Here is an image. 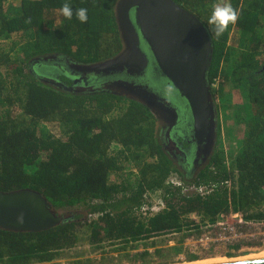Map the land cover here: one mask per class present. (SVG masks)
<instances>
[{"label": "trees", "instance_id": "trees-1", "mask_svg": "<svg viewBox=\"0 0 264 264\" xmlns=\"http://www.w3.org/2000/svg\"><path fill=\"white\" fill-rule=\"evenodd\" d=\"M174 1L209 30L208 16L219 0ZM65 2L73 8L71 20L60 13ZM227 2L239 19L220 37L209 31L208 82L213 99L230 100L231 91L239 92L234 132L240 138L237 150L223 148L219 132L208 165L189 181L179 178L183 186L232 182L230 193L219 187L202 196L165 182L173 169L154 141V119L143 105L112 94L66 95L28 69L30 58L47 52L96 61L118 51L115 0H0V39H24L0 52V190L30 188L55 211H69L40 232L0 229V264H94L84 252H72L82 237L92 248L107 243L117 246L114 251L134 250L133 259L146 264L149 252L137 251L136 244L175 235V245L154 250L165 264L171 254L184 251L188 236L200 233L192 214L213 222L231 207L245 220H264V0ZM80 7L88 9L86 23L75 16ZM231 31L236 46L228 43ZM15 45L21 55H11ZM38 123L56 124L61 136ZM128 165L134 180L110 179ZM157 190L164 208L143 213L145 194ZM78 207L82 210L74 212ZM185 257L198 259L194 253Z\"/></svg>", "mask_w": 264, "mask_h": 264}, {"label": "flooded vegetation", "instance_id": "flooded-vegetation-1", "mask_svg": "<svg viewBox=\"0 0 264 264\" xmlns=\"http://www.w3.org/2000/svg\"><path fill=\"white\" fill-rule=\"evenodd\" d=\"M118 6V0H115V20ZM127 16L137 31L132 9ZM121 20L126 21L123 17ZM116 26L121 46L109 57L80 61L62 51H53L30 58L28 69L45 86L66 95L84 98L112 94L143 105L153 116L154 141L173 169L172 173L189 181L208 165L216 149L218 121L215 103V112L203 110L198 122H195L187 101L159 71L140 36L137 44L139 51H133L126 60L106 63L125 47L123 30L117 20ZM122 27L128 31V25L123 24ZM95 63L103 64L96 71L87 68ZM36 64L38 66L35 67ZM195 124L201 125L199 137L195 136Z\"/></svg>", "mask_w": 264, "mask_h": 264}, {"label": "water", "instance_id": "water-1", "mask_svg": "<svg viewBox=\"0 0 264 264\" xmlns=\"http://www.w3.org/2000/svg\"><path fill=\"white\" fill-rule=\"evenodd\" d=\"M118 5L116 20L123 30L125 47L106 63L129 58L138 50L140 36L159 71L187 101L195 122L201 111L215 112L208 83L212 40L202 21L174 0H118ZM130 9L137 31L127 16ZM123 24L129 26L128 31L123 29ZM101 64L87 68L96 71ZM200 131L201 125L195 124L196 137ZM65 217L38 191L30 188L0 190V229L40 232L59 224ZM209 264H264V257Z\"/></svg>", "mask_w": 264, "mask_h": 264}, {"label": "rangeland", "instance_id": "rangeland-1", "mask_svg": "<svg viewBox=\"0 0 264 264\" xmlns=\"http://www.w3.org/2000/svg\"><path fill=\"white\" fill-rule=\"evenodd\" d=\"M7 2L10 4L13 3V0H7ZM22 36L19 35H13L10 37H5L0 39V52H8L10 49V46H13L14 42H17L18 39H21ZM24 40V39H21ZM23 41H21L22 43ZM228 43L231 46L237 45V34L234 33V31H231L230 38ZM21 55L22 51L18 46H14V50L12 51L11 55ZM215 82V81H214ZM216 83V82H215ZM232 95L230 100H227L225 97L216 98L213 99L216 109H217V121H218V133H219V145L223 146V148H231L233 150H237L238 148V141L240 138V135L236 134L234 131L237 129V125L234 121V115L237 113L238 108V101L241 98L238 91H231ZM38 128H44L45 130H49L51 133H53L56 136H61V133L56 127V124L53 123H38ZM117 147L112 146V150H115ZM134 171L132 166L128 165L124 168V170L121 173L112 174L110 176L111 180H121V178H125L129 176L132 180H134L135 175L129 174V172ZM129 174V175H128ZM131 175V176H130ZM219 187H224L228 193H230L231 189L233 188L232 182L229 184H218L213 186V191ZM212 191V192H213ZM210 192L209 194H211ZM208 195V194H207ZM206 196V195H205ZM152 200H156V197L153 196ZM151 200V203H152ZM82 209L80 207L74 209V212H79ZM60 214L67 215L69 211L59 210ZM224 212H241L240 210H235L233 208H229L227 211ZM84 213V211H83ZM221 213V212H220ZM191 218L195 220V222L200 221V218L198 215L192 214ZM201 222V221H200ZM244 234H247V236L243 239H241L234 247L227 248L223 247L221 245L213 244L207 251H199L196 253L198 255L197 260L201 259H207V258H216V257H224V258H238V257H244L247 255H256L260 252L264 251V237L262 235L258 234V231H256L254 228L245 229L242 231ZM173 236L175 235H165L160 237H155L153 239L147 240V241H139L136 244L137 251H144L148 250L149 255L146 256V264H163L162 262L164 259L154 256V250L156 248H167L168 246L175 245L173 239ZM82 237L81 242L73 248V253L77 252H84L85 257H89L94 259V264H142L141 260H134L132 255L134 254V250L130 251H114V248H117L115 245H109L107 243H104L102 247L98 248H92L89 245H87ZM185 242V241H184ZM152 243V244H151ZM239 245L238 248H235V246ZM185 247V244L182 247ZM183 247V252L179 254H171L169 257V261L165 264H188L194 261H188L186 259V253H190V250L188 248ZM129 252V253H126ZM153 255V257H152Z\"/></svg>", "mask_w": 264, "mask_h": 264}, {"label": "built area", "instance_id": "built-area-1", "mask_svg": "<svg viewBox=\"0 0 264 264\" xmlns=\"http://www.w3.org/2000/svg\"><path fill=\"white\" fill-rule=\"evenodd\" d=\"M214 79L211 86H215ZM166 183L174 186H182L184 192L194 191L200 195L205 196L213 191L214 183L206 185H190L183 186L181 180L173 173L167 177ZM231 181L220 182L218 184H229ZM217 184V185H218ZM159 191L147 192L145 194V204L141 207L143 213L152 214L164 208V203L159 196ZM153 196L156 200H152ZM152 200V203H151ZM199 226L200 233H192L185 239L183 245L190 250V253H198L199 251H207L213 244L221 245L223 247H234L241 239L245 238L247 234L242 231L245 229L254 228L259 235L264 237V220H245L241 212H221L213 222L204 221L196 222ZM184 247V246H183ZM184 247V248H185Z\"/></svg>", "mask_w": 264, "mask_h": 264}, {"label": "clouds", "instance_id": "clouds-1", "mask_svg": "<svg viewBox=\"0 0 264 264\" xmlns=\"http://www.w3.org/2000/svg\"><path fill=\"white\" fill-rule=\"evenodd\" d=\"M62 16L68 20L73 17L72 6L65 2L60 8ZM75 16L81 23L88 21V9L80 7L75 9ZM239 19V11L235 9L227 0H219L214 3L211 8V13L207 19L209 31L216 37H220L228 30L230 24H235Z\"/></svg>", "mask_w": 264, "mask_h": 264}, {"label": "bare ground", "instance_id": "bare-ground-1", "mask_svg": "<svg viewBox=\"0 0 264 264\" xmlns=\"http://www.w3.org/2000/svg\"><path fill=\"white\" fill-rule=\"evenodd\" d=\"M258 257H264V251L256 255H247V256L238 257V258H224V257L214 258L213 257V258L201 259V260H196L188 264H209V263H218V262H225V261H232V260H243V259L258 258Z\"/></svg>", "mask_w": 264, "mask_h": 264}]
</instances>
